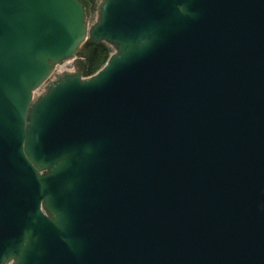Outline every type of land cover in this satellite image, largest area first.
<instances>
[{
    "label": "water",
    "instance_id": "1",
    "mask_svg": "<svg viewBox=\"0 0 264 264\" xmlns=\"http://www.w3.org/2000/svg\"><path fill=\"white\" fill-rule=\"evenodd\" d=\"M97 14L0 0V264H264V0Z\"/></svg>",
    "mask_w": 264,
    "mask_h": 264
},
{
    "label": "rangeland",
    "instance_id": "2",
    "mask_svg": "<svg viewBox=\"0 0 264 264\" xmlns=\"http://www.w3.org/2000/svg\"><path fill=\"white\" fill-rule=\"evenodd\" d=\"M100 2H101V0H97L95 2V4H93L89 7L85 6L86 7L85 8V12H86V19L85 20H86L88 26H90L91 24H93L97 20V17H98L97 6ZM98 43H104L106 46L109 47V49H110L109 55L115 51L114 48L108 43H105V42H98ZM92 44H97V43H89L87 41L85 43H82L81 46L79 47L78 51L75 53V55L72 58L67 59L65 61H61L60 63L56 64L53 68L52 75H50V77L48 79V82L54 80L56 78V75L62 74L64 72H67V73L79 72L81 74L82 78L90 76V75H84V66L86 63V56H87V52H88L87 49ZM43 90H44L43 87L40 88L38 91H36V94L43 92Z\"/></svg>",
    "mask_w": 264,
    "mask_h": 264
},
{
    "label": "trees",
    "instance_id": "3",
    "mask_svg": "<svg viewBox=\"0 0 264 264\" xmlns=\"http://www.w3.org/2000/svg\"><path fill=\"white\" fill-rule=\"evenodd\" d=\"M86 7H89L97 0H81ZM85 7V8H86ZM86 63L84 66V75H92L107 60L110 49L104 43L92 44L87 49Z\"/></svg>",
    "mask_w": 264,
    "mask_h": 264
},
{
    "label": "bare ground",
    "instance_id": "4",
    "mask_svg": "<svg viewBox=\"0 0 264 264\" xmlns=\"http://www.w3.org/2000/svg\"><path fill=\"white\" fill-rule=\"evenodd\" d=\"M85 43V42H84ZM57 72V71H56ZM52 73H53V71L51 72V75H52ZM59 75V74H58ZM44 86V84L43 85H41L39 88H37V89H35L34 91H33V98H35L36 96H38L40 93H38V94H36V91H38L40 88H42ZM44 88V87H43Z\"/></svg>",
    "mask_w": 264,
    "mask_h": 264
}]
</instances>
